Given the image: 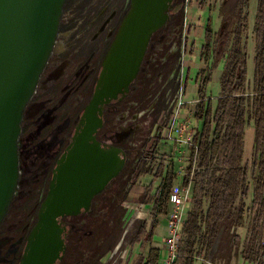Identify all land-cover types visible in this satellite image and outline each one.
Returning <instances> with one entry per match:
<instances>
[{
  "label": "rangeland",
  "instance_id": "1",
  "mask_svg": "<svg viewBox=\"0 0 264 264\" xmlns=\"http://www.w3.org/2000/svg\"><path fill=\"white\" fill-rule=\"evenodd\" d=\"M248 2L249 27L244 34V42L247 46L249 93L253 96L256 52L254 25L259 2L258 0H249ZM238 4V0H208L207 6L202 9L199 7V0H178L179 6L171 12L174 24L172 31L165 28L163 33L166 34V37L162 44L159 43L162 32L156 34L151 47L152 52L147 57L150 62L145 67L143 81L140 83L137 94L130 100L138 101L136 108H132L130 115L128 117L125 115L124 119H122L123 115L109 118V123L117 121L118 125H124V120H130L136 114L134 121L137 128L130 133L131 139L126 143V147L130 151L128 167L108 187L104 197L96 202L94 215L74 221L75 228L70 234L69 251L63 264H142L146 259L149 247H143L136 243L134 235L141 224L144 222L151 224L154 219V208L150 203L154 190L150 189V185L153 184V189H155L161 182L155 177L160 162L168 165L171 162L181 161L185 165L178 171L181 180L177 185L183 186V176L188 166L187 161L190 153L189 146L184 141L190 133L194 135L195 128L199 129L200 127L199 123L194 120L197 98L194 84L197 73L204 66L200 54L206 36L205 27L211 18L215 33L212 59L219 65L212 74L213 79L207 90L215 104L220 93V78L224 67L223 58L230 47L233 31L239 18ZM89 5L90 3L85 2L84 8H89ZM79 8L73 6L68 12L67 19L77 18L80 20L83 17L81 16L83 12ZM85 14L87 13L84 12ZM262 26L264 27V20ZM193 44L195 47L191 48ZM88 52L89 49L84 47L78 54L71 56L75 63L71 66L68 57L59 60L56 58L58 55L56 54V59L42 78L37 99L29 105L25 126L30 129L38 126L44 128L51 126L56 111L53 108L54 101L48 99L57 90L61 91L58 97L66 93L68 82L74 78L71 72L76 70V66L79 67L80 61L83 60L82 65L85 66V70L89 69L91 60L88 58ZM154 58L156 61L152 60ZM55 83L57 86L52 88ZM185 84H191L192 90L189 89L188 92L187 88H184ZM83 92L84 90H79L71 94L69 100L71 109L80 104ZM78 95L80 97L76 98ZM125 106L128 109V105ZM252 127L253 121L251 120L246 128L247 148L244 160L248 166L251 182V192L246 200V204L249 206H252L251 180L254 171ZM170 131L173 134L177 133L178 138L182 139V143L177 141L169 143ZM30 135L32 139L35 138V132ZM56 141L54 137L48 138L42 150L54 148ZM156 144L154 160L145 159L146 153L150 152V148ZM35 149L36 147L30 150L31 157L34 156ZM29 175V172H25L27 180ZM190 191L191 199L193 197L192 187ZM21 193L17 196L18 201L12 208V214L2 226L3 232L13 230L23 219L26 220L33 208L32 201L26 206L22 205L18 210L19 201L23 199V196H26ZM15 211L18 213H14ZM250 220L249 215L247 224L241 228L233 225L231 217L221 222L208 253L206 242L203 241V238H199L196 249H198V255L203 259L201 262L206 264L205 262L208 260L213 264H247L243 262L242 252L249 235ZM235 235L241 237L238 244L234 241ZM159 240L162 238L160 237Z\"/></svg>",
  "mask_w": 264,
  "mask_h": 264
},
{
  "label": "water",
  "instance_id": "2",
  "mask_svg": "<svg viewBox=\"0 0 264 264\" xmlns=\"http://www.w3.org/2000/svg\"><path fill=\"white\" fill-rule=\"evenodd\" d=\"M67 0H0V224L18 189L19 137L25 108L33 98L55 48ZM174 0H131L108 48L74 142L59 160L46 199L38 209L20 264H56L66 250L62 218L90 211L94 197L125 164L120 148L96 138L103 106L129 92L153 34L169 21Z\"/></svg>",
  "mask_w": 264,
  "mask_h": 264
},
{
  "label": "trees",
  "instance_id": "3",
  "mask_svg": "<svg viewBox=\"0 0 264 264\" xmlns=\"http://www.w3.org/2000/svg\"><path fill=\"white\" fill-rule=\"evenodd\" d=\"M208 0H199L204 9ZM249 0H238V21L229 49L223 58L220 93L214 104L208 95L213 72L219 63L213 61L215 33L211 18L205 27V40L197 73V98L194 120L199 123L189 144L188 166L183 176V187H192L191 207L183 216L184 226L178 256L172 264H194L199 257L196 245L199 238L206 242L207 253L217 235L219 224L229 217L233 225L244 227L250 215L248 237L242 252L243 262L264 264V0H258L254 31L256 52L254 57L253 96L249 93L247 46L244 34L249 27L247 8ZM194 44L191 48H194ZM188 84L186 85L187 88ZM253 121L254 171L252 174V206L246 204L250 195V175L245 160L246 128ZM151 161L153 156L149 157ZM178 163L160 162L155 177L160 184L150 199L154 208L152 224L144 222L137 229L134 241L148 246V255L142 264H159L160 253L155 244V230L159 217L167 215L170 197L177 180ZM205 202L208 208L205 209ZM240 243L241 237L235 235Z\"/></svg>",
  "mask_w": 264,
  "mask_h": 264
},
{
  "label": "flooded vegetation",
  "instance_id": "4",
  "mask_svg": "<svg viewBox=\"0 0 264 264\" xmlns=\"http://www.w3.org/2000/svg\"><path fill=\"white\" fill-rule=\"evenodd\" d=\"M85 2L88 4L90 3L89 8H84ZM130 3L131 0H67L63 7L64 12L61 18V26L57 36L55 48L45 66L46 68L43 71L39 80L40 83L32 96L33 98L29 101L24 110L25 113L21 123L22 131L19 137L18 149L20 155L19 169H21V175L18 182L19 186L17 192L13 197L14 199L7 211V215L0 224V264H20L23 256L22 254L28 243L27 238L38 219V209L46 199V195L50 189L51 180L54 177L59 160L66 154L68 148L74 142V135L78 129L81 117L86 110V105L90 102L94 95L93 92L98 81L97 79L102 70V61L108 52L107 50L113 42V39L115 38V34L123 22L122 20L130 9ZM172 5L173 7L169 12V21L164 27L157 30L156 33L153 34L154 36L147 48L148 51L142 61L141 70L135 80L131 83L129 92L125 96L120 95L111 103L103 106V114L101 115L102 126L98 129L96 138L105 148H120L123 151L121 154L125 158V166L118 176L114 178L102 192L98 193L94 197L90 206V211L87 212L83 210L82 213L76 216H65L62 218L61 222L65 227L62 238L65 240L66 250L63 253L62 260L58 261L56 264H63L68 255L67 253L70 246L69 237L75 228L74 221L94 215L96 202L104 197L108 187L116 181L128 167L130 151L127 149L126 143H128L131 139L130 133L137 128V124H135L134 121L136 120V114L130 120H124V125H118L117 121L109 123V118L114 116L120 117L123 115L122 119H124L126 117L125 115H127V117L130 115L132 108H136L135 106L138 104V101L135 100L132 102L130 100L137 94L141 85L140 83L143 81L145 67L147 63L150 62L147 57L152 52L151 47L154 43V39L156 38V34L162 32V36L159 39V43L162 44L163 39L166 37V34L163 33L165 28L167 27L168 31H172L174 26L171 12L179 6L178 0H174ZM73 6H78V8L80 6L79 9L83 12V14H81L83 17L80 20L77 18L74 20L67 19L68 12ZM84 12L87 14L84 15ZM90 39L91 41H89ZM84 47L89 49L88 58L91 60L89 64L90 67L85 70V66L82 65L83 60L80 61L79 67L77 68L76 66V70L71 72L74 78L68 82V87L65 89L66 93L61 95V97H58L61 91L57 90L56 93L54 95L52 94L48 99L49 101H54L53 108L56 111V116L53 117V123L50 124L51 126L44 128L43 126L39 127L37 125L38 127L34 129H30V127L28 128L25 126L24 124L27 121L26 115L29 105L37 99L36 96L38 94L42 78L50 68L51 63L56 58L62 60L63 58L68 57L70 66L73 64L75 65L71 56L78 54ZM56 54L58 55L55 58ZM152 60L156 61V58ZM186 85L187 84H185L184 87L185 89ZM56 86L57 83H55L52 88ZM79 90H84L83 97L81 98L82 100L79 105L71 109L69 106L71 94L75 91L78 92ZM79 97L80 96L78 95L76 98ZM125 105H128V109L125 108ZM33 132H35L34 139H32V136L30 135L33 134ZM51 137H54L57 140L55 143L56 146L54 148H50L49 150H42L44 144H46L45 142ZM160 137L162 136L160 135ZM38 145L39 147L37 148ZM34 147H36L33 152L34 156L31 157L32 154L29 152ZM156 147L157 144L150 148V152L153 151V153H146L145 159L153 156ZM25 172L30 173L28 180L25 177ZM20 193L26 196H23V199L19 201L20 206L18 207V210L21 209L22 205L26 206L32 201L34 203L32 206L33 208L28 214L26 220L23 219V221L19 223V225H16L13 230L3 232L2 226L5 220L10 216V214H12V208L18 201L17 196L20 195ZM14 213H18V211H15Z\"/></svg>",
  "mask_w": 264,
  "mask_h": 264
},
{
  "label": "built area",
  "instance_id": "5",
  "mask_svg": "<svg viewBox=\"0 0 264 264\" xmlns=\"http://www.w3.org/2000/svg\"><path fill=\"white\" fill-rule=\"evenodd\" d=\"M179 135L177 133H169V139L171 141H177L182 143V139L178 138ZM192 134L188 136V138L184 141V143L190 144L192 139ZM191 187H179L176 185L172 191L170 197V209L167 213V234L164 240L165 242V256L162 264H172L178 256V248L180 245V241L183 237V216L186 213L187 203L190 201V191ZM199 260H203L200 256L197 258ZM206 263L213 264L207 260Z\"/></svg>",
  "mask_w": 264,
  "mask_h": 264
},
{
  "label": "crops",
  "instance_id": "6",
  "mask_svg": "<svg viewBox=\"0 0 264 264\" xmlns=\"http://www.w3.org/2000/svg\"><path fill=\"white\" fill-rule=\"evenodd\" d=\"M195 85V91H196V89H197V84L195 83L194 84ZM189 89H191L192 90V85L191 84H189L188 86H187V91L189 90ZM189 92V91H188ZM196 95H197V91H196ZM253 128V135H254V138H255V132H254V126L252 127ZM246 137H247V132H246ZM254 138H253V144H254ZM170 140V139H169ZM169 143H172L171 142V140L169 141ZM246 143H247V141H245V147H246ZM247 148V147H246ZM246 148H245V155H246ZM245 158V157H244ZM175 163H178V168H177V174H178V171L182 168V167H184V165H185V163H182L181 161H175ZM184 179V178H183ZM180 177H179V175H178V177H177V180H176V182H175V186L177 185V184H179V182H180ZM182 183H183V181H182ZM191 199H192V197H191ZM191 199H190V201L187 203V209H186V212H188V210L190 209V205H191ZM205 209H207L208 208V206H207V202H205ZM158 220H159V222H160V224H159V226L156 228V230H155V244L154 245H157L156 247L159 249V250H161V253H160V260H159V264H162L163 262V259H164V256H165V253H166V250H165V242H164V240H165V237H166V234H167V215H163L162 217H159L158 218ZM184 226V225H183ZM161 237L162 238V240H159V238ZM206 263V262H205ZM194 264H203L202 262H201V260H199V259H196L195 260V262H194ZM206 264H209V263H206Z\"/></svg>",
  "mask_w": 264,
  "mask_h": 264
}]
</instances>
